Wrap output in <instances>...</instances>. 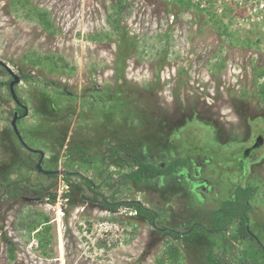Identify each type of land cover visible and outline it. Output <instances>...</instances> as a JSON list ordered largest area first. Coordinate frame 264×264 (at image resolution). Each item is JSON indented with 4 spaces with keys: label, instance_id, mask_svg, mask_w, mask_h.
Returning <instances> with one entry per match:
<instances>
[{
    "label": "rangeland",
    "instance_id": "obj_1",
    "mask_svg": "<svg viewBox=\"0 0 264 264\" xmlns=\"http://www.w3.org/2000/svg\"><path fill=\"white\" fill-rule=\"evenodd\" d=\"M182 1L125 0L121 24L129 36H136L138 46L128 53L124 76L139 90L159 81L152 96L173 123L162 129L164 138L155 142L158 146L163 145V140L169 143L178 130L175 136L183 139L191 155L205 160L204 171L212 170L230 192V183L236 180L232 169L239 158L231 149H237L238 143H249L256 134L264 136V99L256 94L261 82L257 75L264 69V0ZM186 1L190 2L189 7ZM32 2L50 14L57 33L50 35L38 21L28 19L12 0H0V60L19 76L32 73L56 82L80 98L93 87L114 86L121 34L110 22L120 10L119 0ZM31 53L54 56L60 64L62 57L68 66L51 73L48 68L34 67L27 59ZM9 79L0 68V84ZM36 84L39 82L27 84L23 80L17 85L30 109L29 116L18 124L21 129L35 125L41 117L36 111L40 98ZM81 103L77 102V112L82 109ZM87 106L89 103L82 114H89ZM13 108L8 87L0 86V131L10 126ZM95 113L89 115V123L81 121L78 115L69 121L62 148L57 143L50 154L53 166L63 168L71 162L68 170L82 173L96 184L103 181L102 192L109 199L112 190L119 188L118 200H138L157 211L158 225L187 231L191 224L201 223L210 229L211 194L203 198L194 193L184 174L173 177L163 190L155 182L120 185L121 176L129 168L118 169L111 159L102 163L106 156L101 143L105 135L100 125H93ZM109 114L103 109L99 122H107L106 129L122 131V116L118 112L117 118ZM31 128L38 130V126ZM129 134L136 138L144 133L140 135L133 126ZM24 139L32 149L41 147L25 135ZM80 148L88 153V164H83L86 162L77 151ZM252 168L255 174L249 175V180L257 186V193L252 201L251 224L264 242V150L263 163ZM23 172V177L31 178L33 184L40 180L33 172ZM109 173H113L111 178ZM72 180L79 188L69 203L59 192L61 185H57L53 189L57 192L55 203L26 204L18 200L0 207V264H170L163 260L169 243L179 247L183 264H207L204 256L209 249L223 264H264L256 244L234 236L237 224L218 234L192 232L175 238L160 235L145 219L135 218L125 207L110 213L85 203L78 196L83 192L81 188L86 196H91V192L81 187L78 178ZM219 182L215 181L220 185ZM39 214L48 216L52 227L47 255L28 230L30 222L40 218ZM11 246L15 259L9 254Z\"/></svg>",
    "mask_w": 264,
    "mask_h": 264
},
{
    "label": "trees",
    "instance_id": "obj_2",
    "mask_svg": "<svg viewBox=\"0 0 264 264\" xmlns=\"http://www.w3.org/2000/svg\"><path fill=\"white\" fill-rule=\"evenodd\" d=\"M173 1L175 3L183 2L182 0ZM124 3L125 0H119L120 10L118 11L117 9V17L111 18L110 22L116 31L121 34L119 44V52L121 54H118L115 60L117 67V73L114 75L116 81L115 85H108L106 88L100 90H89L87 96L85 95L83 98H80L78 95L69 92L67 88L59 86L56 82H51L45 78L41 79L34 76L32 73H21V79L26 81L27 84H32L35 81L39 82L38 85L36 84L37 92L40 94V98H37L38 108L36 111H38V115L41 116L35 125L30 126L28 129L24 128L21 132L23 138L25 135L28 139L31 138L37 141L41 148H46L47 151L49 150L52 154L54 147H57V143L59 144V149L62 148L64 143L63 138L68 134L69 121H71V119H74V117L78 115L81 121L89 123V115L94 114L96 111V117H94L93 120H95V118L97 119L93 125H100L102 127L105 140H102L101 143L106 144L110 150L109 154L104 156L103 164L108 158H112L113 165H116L118 169H124L125 167L129 168L128 172L121 176L120 185L128 186L131 182L145 185L155 182L154 184H159L160 189L163 190L166 187V183L171 179L173 180V177H179V175L183 174L187 176L186 173H188L190 169L188 167L195 157L191 155V149H187L186 146H184L183 139L180 140L175 136V132H178V130L174 132L172 140L169 143L165 144V140H163V145L161 146H158V143H156L165 136L162 129L167 126V128H169V123H173L170 119L165 117V113H162V107L154 97L155 95L152 96V91L156 89L159 81L157 84L148 83L143 89L139 90L135 85L132 86L124 76L128 53L138 46V42L135 38L136 36H129L126 28L121 24V11L126 7ZM12 4L23 9L28 19H35L38 21L39 25L49 32L50 35H55L57 33L50 14L34 6L32 0H12ZM185 4L187 7L191 5L188 1H186ZM27 59L34 67L48 68V71L51 73L56 72L61 67L66 68L68 66L64 58H59L63 62L60 64L59 61H56V58L51 55L42 56L31 53L27 55ZM0 68H2V66H0ZM62 72L64 73V71ZM257 77L261 82L257 87L256 94L264 99V69L258 73ZM8 83L9 82H4L0 84V86H8ZM15 91L19 100L23 99V101L26 102V100H24L25 98L20 96L18 86L15 87ZM30 98L32 99V97ZM78 101L82 102V109H78L79 112H77ZM87 103H89L90 106H87L89 114H82L84 109L86 110ZM112 104L115 107H112ZM103 109L110 112L109 116L113 115L116 117V112L122 116L120 120L124 124L122 131H116V128L115 130L106 129L105 125L107 122H99L98 118ZM111 121L112 119L108 122ZM78 125L81 130L79 123ZM33 126H38V130L32 131L31 127ZM133 126H135L136 131L140 132V135L144 133L142 137L138 136L132 138L129 133L132 131ZM118 139L122 141H120V143H115L113 141ZM77 151L81 153L82 161L88 162V153L82 150V148ZM24 162L27 163V160H24ZM103 166L104 165H102V167ZM206 172L207 178L211 180V175L209 176L208 174L210 169L208 171L206 169ZM240 178L241 176L237 180V186H233L231 193L222 198L219 203H217V207L213 209L210 215L211 227L209 228L213 230V233L218 234L229 229L232 224L239 223L234 236L256 244L258 246V251L262 253L264 259V244L260 243L262 242L261 237L256 235L257 237L254 238L251 234V229H247L251 212L254 209L252 201L257 193V186L245 188L241 184ZM189 187L191 188V185H189ZM97 188L100 189V187ZM43 189H45L44 186H39L38 192L41 193ZM186 189L188 188L186 187ZM119 191V188L112 190L110 195L111 199L105 196L101 191H98L95 193L96 195L94 198L96 199L101 195V204L103 208L112 213L118 212V210L125 207L136 214L134 216L135 218L145 219L150 224L155 221L156 225H158V212L145 207L144 204L138 200L129 202L118 200L119 197L116 195ZM194 193L198 194L197 192ZM50 195H52L53 199L57 196L56 194ZM39 215L40 218L30 222L28 230L30 237L32 235V237L38 241V246L43 250V253L47 255L46 249L51 243L52 227L49 223L50 219L48 216L44 214ZM162 228L165 230L159 231L160 235L167 233V235L172 238L179 236V232H177L175 228L169 229L165 226ZM187 230H190V232L192 230V232L197 233H209L208 227L201 223H193L187 227ZM9 254L12 259L16 258L15 250L12 246L9 248ZM163 260L170 264H183L184 258L179 247L174 243H169L164 250ZM204 260L207 264H223L222 260L215 254L213 249H209L205 252ZM247 260L248 259H246V262L249 263Z\"/></svg>",
    "mask_w": 264,
    "mask_h": 264
},
{
    "label": "flooded vegetation",
    "instance_id": "obj_3",
    "mask_svg": "<svg viewBox=\"0 0 264 264\" xmlns=\"http://www.w3.org/2000/svg\"><path fill=\"white\" fill-rule=\"evenodd\" d=\"M2 68L10 76V79L8 81L9 83L7 86L10 92L9 86H10L11 81H13V78L4 66H2ZM22 81L23 80L21 79V82ZM3 86H6V85H3ZM93 89H96V88L93 87ZM97 90H100V89H97ZM12 102L14 104V108L12 112V118L9 122L10 126L0 131V207H3L4 203L6 204L8 201L16 203L18 202V200H21L22 203L26 202V204H30L32 202H40V201H45V202L48 201L50 203H55L57 200V196L53 199L52 195L50 194L57 195V192L53 191L54 187H57V185L58 186L61 185L59 192L61 191L63 193L66 202L69 203L70 200L74 197V194L78 193L76 192V190H78L79 188L77 182L72 179L78 178L82 184V186L81 184L80 186L85 187V188L87 187V189L91 192V196H86L84 195V191H85L84 188H81L83 189V192L82 194L78 195L80 199L84 200L85 203H88L92 206L94 205L99 206L101 210L102 209L105 210L101 204L102 196L100 195L98 198L96 199L94 198V196L96 195L95 194L96 192L98 191L102 192L103 190L102 188L104 184L103 181H101L100 184H96L93 180L86 178V176L83 175L82 173L73 172L72 170H68L67 168L72 166L71 162L66 163L63 168H59V167L56 168L53 166L54 161H52L53 158L50 155L51 154L50 152H48L47 150H44L41 147L37 149H32L31 147H29L23 138V134L21 132V130L23 129H21L20 126L18 125L20 123H23L22 121L24 120V118L29 116V112H30L29 106L27 105L26 102L23 101V99L22 100L20 99V103H16L12 98ZM24 106H26L28 110L27 115L25 114L26 110L23 108ZM16 113L18 114V120L16 124L20 132V135L22 136V140L19 138V136L14 131L13 126H12V121ZM259 137H261L260 145L257 143V140ZM238 142H240V140H238ZM102 145L106 148V152H105L106 155L109 154V151H110L109 147L104 143H102ZM237 146H238L236 147L237 149H231V151H233L234 154H238L239 158H238V162L236 166L234 167V169H232L234 171L233 174L236 177V180L234 179L233 183H230L231 184L230 192H227V190L225 189L224 187L225 183H220L219 179H216V177H214V172L212 170H210V172L208 173L209 176L211 175V182H210V178L206 177L207 175L206 170L204 171V164H205L204 161L205 160L201 158H195V159L193 158L190 166L188 167L190 169L188 170L189 172L186 173L187 176L184 175L186 178L185 182H189V184L191 185V189H193L198 194L203 195L204 196L203 198H206L207 196H209V194H211L212 208H211L210 215L212 214L213 209L217 207V203H219V201L222 198H224L225 196L231 193L233 186L234 187L237 186V180L239 179L240 176H241L240 178L241 184L243 185V187L248 188L250 186H256L250 183L249 175L251 176L255 174V172H252L253 165H260L263 163L264 136L263 134L261 135L256 134L255 136L252 137V140L249 143H245V144L238 143ZM38 151H43V153H45V157L43 158V161H42V168L44 171H39L37 168V164L39 160L41 159V154ZM101 155H103V153ZM108 159L112 160V158H108ZM24 160H27V163H25ZM101 160L103 163V158ZM211 163H212V160H211ZM83 164H88V163L86 162ZM92 164H90V166ZM24 169L28 171L29 173L30 172H33V174L35 173L39 177L40 180L37 183L33 184L31 181V178L23 177ZM48 171L57 172V173L54 175L44 173ZM9 174H13V176H15V179H12V176L9 177ZM112 176H113V173H109V177L111 178ZM257 176L258 174H256V177ZM259 178H260L259 181H262L261 177ZM215 181H218L220 185L215 183ZM38 185L45 187V189H43L41 193L38 192V188H39ZM97 187H100V189H98ZM215 191L217 192L216 195H214ZM129 201H132V200H129ZM129 201H125V202H129ZM120 210H118V212ZM105 211H108V210H105ZM127 211L135 214L130 209H128ZM234 224H237V226L239 225V223H234ZM150 225L154 228V230L158 234L160 233L159 231L165 230L164 228H162L164 226L156 225L155 221L152 222ZM168 228L171 229L172 227L171 228L168 227ZM247 229L248 230L251 229V234L254 236V238L257 237L256 231L254 230L253 225L251 224V215H250V220L248 221ZM177 232H179V235H188L189 233H192V230L191 232L190 230H187V231L177 230ZM208 232L213 233V230L208 229ZM260 243L264 244V242H260Z\"/></svg>",
    "mask_w": 264,
    "mask_h": 264
},
{
    "label": "water",
    "instance_id": "obj_4",
    "mask_svg": "<svg viewBox=\"0 0 264 264\" xmlns=\"http://www.w3.org/2000/svg\"><path fill=\"white\" fill-rule=\"evenodd\" d=\"M0 65L4 66L7 69V71L9 72V74H11V76L13 78V81H11L10 86H9L10 87L11 96H12L13 100L16 103H20V100H19V98H18V96L16 94V91H15V86L21 82L20 76L17 75L9 66H7L5 64V62H3L1 60H0ZM23 108L26 110L25 114L27 115L28 114V110H27L26 106H24ZM17 120H18V114L16 113L15 117H14V119L12 121V126H13L14 131L17 133L19 138L22 140V136L20 135V132H19V130L17 128V124H16ZM260 141H261V137H259L258 140H257V143L259 145L261 144ZM38 152H40V154H41V159L39 160V162L37 164V168H38L39 171H44L43 168H42V161H43V158L45 157V153H43V151H38ZM44 173L50 174V175H54L57 172L48 171V172H44Z\"/></svg>",
    "mask_w": 264,
    "mask_h": 264
},
{
    "label": "clouds",
    "instance_id": "obj_5",
    "mask_svg": "<svg viewBox=\"0 0 264 264\" xmlns=\"http://www.w3.org/2000/svg\"><path fill=\"white\" fill-rule=\"evenodd\" d=\"M11 94V93H10Z\"/></svg>",
    "mask_w": 264,
    "mask_h": 264
}]
</instances>
